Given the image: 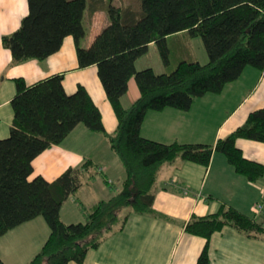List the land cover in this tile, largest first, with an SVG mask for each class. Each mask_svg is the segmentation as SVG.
I'll use <instances>...</instances> for the list:
<instances>
[{
    "label": "trees",
    "instance_id": "16d2710c",
    "mask_svg": "<svg viewBox=\"0 0 264 264\" xmlns=\"http://www.w3.org/2000/svg\"><path fill=\"white\" fill-rule=\"evenodd\" d=\"M105 4L109 23L83 47L86 8ZM186 32L200 37L208 62L182 59L170 72L152 68L138 70L136 60L155 42L165 65L170 64L169 35ZM67 36L76 43L79 68L97 67L106 96L118 119L108 132L102 112L79 84L73 93L64 87V73L28 84L15 78L11 99L13 124L0 138V237L40 215L50 232L41 249L27 264L82 263L87 252L98 247L115 230H121L130 213L152 214L159 169L177 159L208 165L215 151L223 153L235 170L255 182L264 176V162L249 159L236 144L238 138L264 143V106L251 111L245 122L214 144L161 142L142 135L150 111L167 107L188 110L206 93H219L240 77L247 66L264 69V0H140V10L114 0H28V13L20 26L2 36L12 63L44 60L62 47ZM134 78L139 97L124 108L121 97ZM104 136L123 163L126 175L120 183L105 181L114 191L91 209L80 206L86 219L65 222L62 206L86 178H93L96 165L85 159L68 167L55 180L34 173V159L61 143L78 125ZM31 177V178H30ZM264 208V207H263ZM261 217L249 216L223 204L212 214L193 215L185 231L207 239L196 264H209V240L225 226L251 237L264 239V209ZM0 264H6L0 258Z\"/></svg>",
    "mask_w": 264,
    "mask_h": 264
},
{
    "label": "crops",
    "instance_id": "0c3cea01",
    "mask_svg": "<svg viewBox=\"0 0 264 264\" xmlns=\"http://www.w3.org/2000/svg\"><path fill=\"white\" fill-rule=\"evenodd\" d=\"M27 13L28 0H0V138L9 135L13 124L14 79L23 77L32 84L56 73H64L63 83L68 93H73L79 84L87 88L102 112L106 130L113 132L118 119L107 99L97 67H78L76 43L72 36H67L60 50L44 60L27 59L12 63L11 52L2 44V36L14 32ZM86 16L90 35L84 43L80 41L83 47L89 46L109 23L105 4L89 9ZM187 35L181 32L168 36L170 56L172 48L179 46V61L191 59L207 63L209 58L202 40ZM192 41L198 45V53L182 51ZM135 65L138 70L152 68L160 74L168 72L173 62L170 60V64L165 65L157 44L151 42L148 51L136 60ZM139 95L138 85L131 78L128 90L121 97L122 106L128 108ZM263 106L264 69L247 66L240 77L227 83L221 92L198 97L188 110L167 107L148 112L141 132L147 138L166 143L176 140L214 144L243 124L251 111ZM236 144L245 157L264 162L263 142L238 138ZM85 159H91L96 165V177L101 179L102 190L108 188L106 180L115 183L126 175L123 163L108 140L80 123L61 143L49 147L34 159L31 177L42 175L53 181L65 169L79 166ZM91 181L84 183L70 197L76 204L82 202L85 208L82 197L86 198L87 194H82V189ZM261 198L264 200V176L255 182L248 180L221 152L215 151L208 165L177 159L164 164L158 171L153 203L155 213H130L123 229L110 233L98 247L90 249L82 263L71 261L70 264H196L207 239L186 232V222L193 215L215 213L223 204L259 219L263 213V210H257ZM79 208L82 209L80 204ZM209 256V264H264V239L225 226L210 237Z\"/></svg>",
    "mask_w": 264,
    "mask_h": 264
},
{
    "label": "rangeland",
    "instance_id": "374dc122",
    "mask_svg": "<svg viewBox=\"0 0 264 264\" xmlns=\"http://www.w3.org/2000/svg\"><path fill=\"white\" fill-rule=\"evenodd\" d=\"M89 3L90 0H88V4ZM114 3H128L133 8L140 10V0H116ZM88 12L89 7L86 8L83 19V23L86 28V35L81 39V43H84L90 35V33H88L89 22L85 20V16L88 14ZM187 36L193 38L189 34ZM196 38L201 41L200 37ZM182 51L198 53V45L192 41V43L185 45ZM180 55L181 49L179 46L172 48L171 62H173V66H171L168 72L172 71L176 67L179 61L177 57ZM96 176L98 175L95 174L94 177ZM91 180V178H86V183L90 182ZM94 180L95 181H91V183H88V186H84L82 189V194H87V197H91H82L88 210L91 209L100 198L110 197L114 194V191L109 187L102 190V184L100 183L101 179L99 177H96ZM120 182L121 181L119 180L115 183L117 184ZM260 202L264 203L263 198H261ZM62 218L67 223H71L84 221L86 216L84 210L82 211V209L79 208V204H76L74 200L70 198L62 208ZM49 232L50 229L44 217L42 215L36 217V219L33 221L26 223L15 231H9V233L4 237H0V257H2L7 264H27V262H29L31 258L41 249L43 243L49 235Z\"/></svg>",
    "mask_w": 264,
    "mask_h": 264
},
{
    "label": "built area",
    "instance_id": "2783aa9c",
    "mask_svg": "<svg viewBox=\"0 0 264 264\" xmlns=\"http://www.w3.org/2000/svg\"><path fill=\"white\" fill-rule=\"evenodd\" d=\"M264 207V203L263 202H260L258 203L257 205V210L260 212L262 210V208Z\"/></svg>",
    "mask_w": 264,
    "mask_h": 264
}]
</instances>
